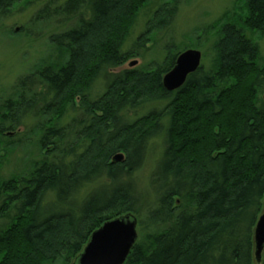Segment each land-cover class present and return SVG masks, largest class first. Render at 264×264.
<instances>
[{"label":"trees","instance_id":"16d2710c","mask_svg":"<svg viewBox=\"0 0 264 264\" xmlns=\"http://www.w3.org/2000/svg\"><path fill=\"white\" fill-rule=\"evenodd\" d=\"M25 1L0 0V15ZM148 1L65 0L42 9L39 18L64 29L49 37L54 55L1 105V138L23 118L40 121L32 142L39 157L0 177V264H71L94 231L126 215L139 234L123 264H252L264 200V58L256 44L264 0H240L214 22L212 58L172 92L162 78L187 48L168 44L160 63L116 71L138 56L122 47ZM170 10L153 15L148 40L167 28ZM97 79L103 92L90 99ZM76 108L78 117L60 126ZM157 138L161 152L143 192L135 174ZM9 143H0V158Z\"/></svg>","mask_w":264,"mask_h":264},{"label":"rangeland","instance_id":"374dc122","mask_svg":"<svg viewBox=\"0 0 264 264\" xmlns=\"http://www.w3.org/2000/svg\"><path fill=\"white\" fill-rule=\"evenodd\" d=\"M64 1L27 0L15 5L7 14L0 15V113L2 103L15 93L18 81L37 69L45 58L54 55L49 37L63 32L64 26L60 27L55 19H43L39 18V15L43 8L49 6L52 9ZM239 2L240 0H149L136 15L122 47L123 52H133L138 56L130 58L116 71L138 67L149 68L160 63L168 44L173 45L172 47L198 50L201 53V64L207 65L212 58L210 49L213 43V36L208 33L209 27L220 20L224 14L234 10L236 4L241 5ZM162 7L172 9L170 10L173 13L171 20L168 21L167 28L152 33V37L150 36L148 40L146 38L149 31L147 27L152 24L153 15ZM139 39L143 42L138 43ZM136 43H142V46H136ZM256 44L260 57L264 58V33ZM133 63L134 65H131ZM102 92V81L97 79L90 88L89 97L94 99ZM79 114L76 108L75 112L70 111L58 123L60 126L68 125ZM39 121L29 117L23 118L18 128L6 132L10 135L3 138L0 136L2 145L10 142L11 146L7 150V155L2 154L3 157L0 158L1 178L22 173L29 168L30 160L39 157L37 151L33 150L32 144L35 139V127ZM161 142L160 138L151 142L145 162L135 174L137 186L143 192L148 188V176L160 155ZM38 153L40 154L41 151ZM136 230L138 236V226ZM263 254L264 249L260 260L257 261L253 257L252 264H260ZM74 262L75 260L71 264ZM46 264L62 263L47 262Z\"/></svg>","mask_w":264,"mask_h":264},{"label":"water","instance_id":"95a60500","mask_svg":"<svg viewBox=\"0 0 264 264\" xmlns=\"http://www.w3.org/2000/svg\"><path fill=\"white\" fill-rule=\"evenodd\" d=\"M200 66L201 53L198 50L181 52L173 68L163 76V88L168 92L179 89ZM136 228L137 220L129 215L107 221L90 235L75 263L123 264L136 242ZM253 249L254 257L259 261L264 249V207L253 230Z\"/></svg>","mask_w":264,"mask_h":264},{"label":"flooded vegetation","instance_id":"af4514ba","mask_svg":"<svg viewBox=\"0 0 264 264\" xmlns=\"http://www.w3.org/2000/svg\"><path fill=\"white\" fill-rule=\"evenodd\" d=\"M4 135H5V136H8V135H10V134H9V133H5Z\"/></svg>","mask_w":264,"mask_h":264}]
</instances>
